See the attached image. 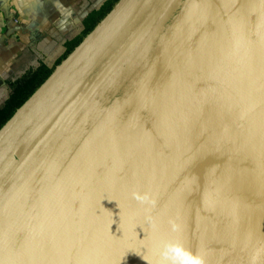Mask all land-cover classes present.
I'll list each match as a JSON object with an SVG mask.
<instances>
[{
    "label": "water",
    "instance_id": "95a60500",
    "mask_svg": "<svg viewBox=\"0 0 264 264\" xmlns=\"http://www.w3.org/2000/svg\"><path fill=\"white\" fill-rule=\"evenodd\" d=\"M176 242L264 264V0H119L0 129V264Z\"/></svg>",
    "mask_w": 264,
    "mask_h": 264
},
{
    "label": "crops",
    "instance_id": "0c3cea01",
    "mask_svg": "<svg viewBox=\"0 0 264 264\" xmlns=\"http://www.w3.org/2000/svg\"><path fill=\"white\" fill-rule=\"evenodd\" d=\"M105 1L0 0V86H7L10 79L38 66L41 61H47L38 59L32 64L34 61L30 54L44 50L45 43H41L45 37H61L59 45L63 50L65 40L73 33L75 25ZM23 68L25 70L18 75Z\"/></svg>",
    "mask_w": 264,
    "mask_h": 264
},
{
    "label": "trees",
    "instance_id": "16d2710c",
    "mask_svg": "<svg viewBox=\"0 0 264 264\" xmlns=\"http://www.w3.org/2000/svg\"><path fill=\"white\" fill-rule=\"evenodd\" d=\"M119 0H106L99 8L93 9L67 37L61 55L54 61H41L23 74L7 82L8 93L0 101V129L13 116L16 110L41 86L59 65L94 27L106 16Z\"/></svg>",
    "mask_w": 264,
    "mask_h": 264
},
{
    "label": "clouds",
    "instance_id": "9594fccd",
    "mask_svg": "<svg viewBox=\"0 0 264 264\" xmlns=\"http://www.w3.org/2000/svg\"><path fill=\"white\" fill-rule=\"evenodd\" d=\"M133 197L142 204H153L155 201L149 194L133 193ZM173 230L176 231L179 225L175 222L172 223ZM163 260L166 264H205L203 257L193 256L190 252L186 251L179 242L167 243L164 245L162 253ZM256 257H253V264H255Z\"/></svg>",
    "mask_w": 264,
    "mask_h": 264
},
{
    "label": "rangeland",
    "instance_id": "374dc122",
    "mask_svg": "<svg viewBox=\"0 0 264 264\" xmlns=\"http://www.w3.org/2000/svg\"><path fill=\"white\" fill-rule=\"evenodd\" d=\"M72 23L74 24L75 21ZM77 25L78 23L75 25V28ZM73 29L71 31H73ZM69 33L70 32H68V34ZM61 39H62L61 37H58V38L45 37L43 42L41 43V45L45 43L43 46L44 50H42L41 52H34V51L30 52V54L32 55L33 61H34L32 64L37 63L38 59L47 60L49 62L56 60L61 55V52H62V47L59 45ZM37 43L38 42H35V44ZM33 47L37 49L36 46H31V48ZM24 70L25 68H23L21 72L18 73V75H20ZM12 79H15V78H12ZM7 93H8V86H6L5 84H2L0 86V101H2L6 97Z\"/></svg>",
    "mask_w": 264,
    "mask_h": 264
}]
</instances>
